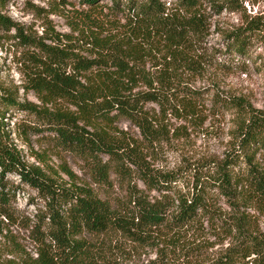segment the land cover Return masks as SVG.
Here are the masks:
<instances>
[{"label":"trees","instance_id":"obj_1","mask_svg":"<svg viewBox=\"0 0 264 264\" xmlns=\"http://www.w3.org/2000/svg\"><path fill=\"white\" fill-rule=\"evenodd\" d=\"M204 1L79 0L92 11L125 20L127 29L105 33L103 20L90 16L72 26L74 37L53 31L48 36L53 45L24 35L0 15V29H17L15 37L28 51L21 87L39 101L20 102L17 87L0 82V228L17 218L19 185L10 175L45 202V210L26 225L35 250L23 249L13 232H0L11 244V257L2 259L0 253V264H167L160 243L203 220L225 231L229 244L201 264H264V230L247 212L264 214L262 111L244 109L237 140L219 161L162 171L143 155L164 140L167 111L177 117L181 108L189 115L194 109L177 68L182 62L196 67L190 57L204 33ZM210 1L219 11L239 0ZM262 23L227 33L231 52L248 57L250 38L264 35ZM147 57L154 59L151 68ZM149 104L158 106L159 115ZM11 110L29 116L24 132L41 135L49 153L82 161L90 184L66 164L61 170L68 180L62 183L45 153L35 154L39 164L24 160L7 128ZM121 121L138 128L142 139L120 129ZM222 197L232 212L216 207ZM145 247L156 249V258L134 262L135 249Z\"/></svg>","mask_w":264,"mask_h":264},{"label":"rangeland","instance_id":"obj_2","mask_svg":"<svg viewBox=\"0 0 264 264\" xmlns=\"http://www.w3.org/2000/svg\"><path fill=\"white\" fill-rule=\"evenodd\" d=\"M205 26L195 60L196 67L187 68L186 63L178 66V74L182 81L191 89L189 97L194 109L189 115L183 108L176 113L177 117L167 111L165 138L154 146L155 151H145L146 160L162 171L188 170L197 164L219 161L230 151L237 140V134L244 109H257L264 114V35H253L248 44L249 56L236 55L228 47L227 33L249 25L252 21H264V0H239L238 5L216 10L210 7L211 1L205 0ZM92 11L79 0H1L0 15L17 24L24 35L53 45L48 36L53 31L76 36L72 26L82 24L88 17H97L103 21L102 31L105 33L127 29L122 24L125 20L119 17H107L105 11ZM264 33V23L261 24ZM117 29V30H116ZM17 29H0V82L17 89L20 102L33 101L39 103L32 92L25 91L21 86L25 77V61L27 49L23 42L15 37ZM153 54L160 53L154 51ZM193 54V53H192ZM153 56V55H152ZM147 68L154 63L152 57L145 58ZM148 108L154 115H159L156 104ZM7 128L11 132L12 141L21 150L22 157L28 163H38L36 153L44 154L48 168L58 171L59 180H68L61 167L67 165L82 182L90 184V178L83 171L82 161L65 155L49 153V144L41 135L33 132L25 133L24 122L29 116L22 111L11 110L6 115ZM120 129L127 130L139 140L140 131L129 122L121 121ZM48 151V153H46ZM134 169L133 166H131ZM10 180L19 185L15 196L17 218L14 222L5 221L0 232H13L16 241L29 252L35 245L29 237L30 228H26L29 219L45 210V202L40 199L37 190L24 184L19 176L10 175ZM116 177L112 180L115 181ZM141 184V183H139ZM216 207L221 211L232 212L234 207L229 200L218 198ZM252 218L264 230V214L255 209H247ZM220 227L203 220L187 228L167 235L160 246H165L167 264H201L207 258L216 255L229 244ZM176 238V244L172 242ZM171 239V240H170ZM9 241L0 235L1 258L11 257L8 249ZM14 248V245H13ZM133 261L147 262L156 258V249L151 247L135 249Z\"/></svg>","mask_w":264,"mask_h":264}]
</instances>
